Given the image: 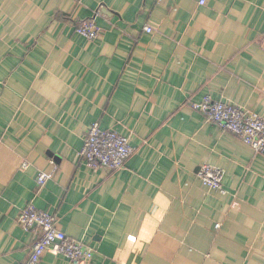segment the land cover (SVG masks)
Segmentation results:
<instances>
[{"label":"crops","instance_id":"1","mask_svg":"<svg viewBox=\"0 0 264 264\" xmlns=\"http://www.w3.org/2000/svg\"><path fill=\"white\" fill-rule=\"evenodd\" d=\"M199 1L0 0V264L39 235L19 222L28 203L94 249L86 264H264V153L192 107L264 117V0ZM86 20L98 39L76 35ZM94 122L130 136L122 168L78 158Z\"/></svg>","mask_w":264,"mask_h":264},{"label":"built area","instance_id":"2","mask_svg":"<svg viewBox=\"0 0 264 264\" xmlns=\"http://www.w3.org/2000/svg\"><path fill=\"white\" fill-rule=\"evenodd\" d=\"M199 3L204 5L206 0H200ZM145 30L148 33L153 31L149 26ZM75 33L94 41L100 37L101 29L94 21L86 20L75 27ZM192 107L221 128L234 133L256 152L264 153V117L232 102L214 100L211 96L193 103ZM134 151L130 136L114 129L102 128L99 122H94L88 127L77 156L90 168L104 167L114 171L125 166ZM28 166V162L23 163L24 168ZM56 170L57 166L52 172H40L37 177L38 185L42 186L53 178ZM224 176L222 168L211 164H204L197 172V177L207 187L222 193H225ZM19 222L26 230L36 227L39 235L27 259L17 264H39L42 256L49 251L63 255L73 264H86L94 257L92 247L60 234L57 215L51 211L40 210L33 203H28L19 215Z\"/></svg>","mask_w":264,"mask_h":264}]
</instances>
